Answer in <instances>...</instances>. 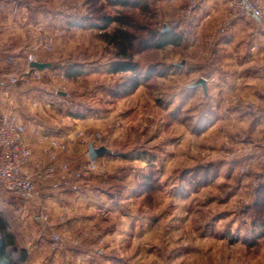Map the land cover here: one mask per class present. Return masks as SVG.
<instances>
[{
  "label": "rangeland",
  "instance_id": "1",
  "mask_svg": "<svg viewBox=\"0 0 264 264\" xmlns=\"http://www.w3.org/2000/svg\"><path fill=\"white\" fill-rule=\"evenodd\" d=\"M117 1L26 0L35 8L22 10L27 23L35 16V24L47 23L57 34L54 47L42 53L53 55L49 98L70 121V138H65L70 149L84 153L82 159L89 157L90 145L77 138L82 131L99 134L98 147L110 150L97 159L99 170L84 176L106 180L97 187L106 202L96 209V224L74 235L72 244L83 253L90 247L102 251L97 261L120 264H264V43L259 45L253 34L246 38L242 56L231 58L222 51L217 57L214 43L207 40L211 37L199 45L197 35L176 32L193 8L190 0H178L180 6L170 0ZM177 7L187 9L183 13ZM82 15L126 22L136 38V73L109 72L121 59L105 35L119 24L106 30L69 25ZM165 25L182 42L146 48L149 35ZM30 30L15 42L18 49L31 46ZM72 67L82 75L68 77ZM11 74L22 73L4 76L10 97L22 82L36 88L44 79L25 81L23 76L9 88ZM134 75L141 82L136 88L130 84ZM200 78L208 80L206 93L202 87L191 88ZM12 105L3 114L21 118ZM76 161L83 162L78 157L72 167ZM24 205L17 195L0 189V215L15 238L31 239L30 228L40 224L47 243L65 247L69 233L58 228L65 220H51L62 238L55 241L30 205L26 210Z\"/></svg>",
  "mask_w": 264,
  "mask_h": 264
},
{
  "label": "crops",
  "instance_id": "2",
  "mask_svg": "<svg viewBox=\"0 0 264 264\" xmlns=\"http://www.w3.org/2000/svg\"><path fill=\"white\" fill-rule=\"evenodd\" d=\"M170 1L176 3L178 0ZM25 2L26 0H0V116L13 104L15 111L21 114L28 134L34 142L33 159L35 160L45 158L39 145L41 136L47 134L69 139L70 134L67 130V123L70 121L65 119L67 116L57 107V103L49 98L51 97V83L54 81L52 75L54 67L51 63L53 55L51 52L41 53L39 57L42 63L52 64V69L42 71L44 82H42L43 80L37 82L36 85L38 84V86L35 88L34 85L27 83L30 81L25 78L24 80L27 81L22 82L18 88L14 89L11 97L6 90L4 76L12 72L23 73L27 68L25 56L28 49H18L15 42L21 40L22 37L24 38L26 28L27 30L28 27L31 29L37 22L35 16L33 17L34 22L32 21L31 24L23 19L22 10L25 7L29 8L30 11L32 10V12L35 8L33 5L27 6ZM16 3H19L21 7L18 14L14 13ZM190 3L193 8H189V13L192 12V14L189 16L190 14L187 13L188 17L184 16L186 14L183 15L184 20H187V22L183 21L182 24H177L176 32L180 30L189 37L194 36V34L197 35L199 45L205 43V36L211 37L207 40H212L211 42L214 43L215 56L221 57L220 52L222 51L227 53L224 54L225 56L231 58L242 56L245 52L246 38L252 37L253 34V38L259 45L264 43V21L254 19L256 23H249L247 21L248 17L241 15L227 23L228 6L224 0H190ZM177 6H180L178 2ZM179 9L184 13L187 8L180 7ZM179 9H177L178 12H180ZM31 15L33 16L32 13ZM23 22H26V25ZM53 22L58 24L60 20L57 17ZM52 23L50 21V27ZM46 95L49 99L45 97ZM30 99L34 102L35 107L31 106L33 104L30 103ZM36 108H40V113L36 112ZM261 121H264V119ZM260 126L256 128L258 129ZM78 151L79 154H77ZM83 155L84 153L72 146L68 153L60 156L63 159L73 161L79 157L83 162L76 161L73 166L75 169H79L85 167L88 162V157L82 159ZM104 183H106V180L100 179V177L89 176L86 180L76 183L65 191H54L50 190L49 187L44 189V202L50 221L58 223L59 218L65 220L61 224V228L59 225L58 228L60 231L63 230L67 234L69 233V235L66 234L68 243L65 244V247L57 246L51 242L47 243L44 239L47 238V235L43 236L40 232L42 225H33L30 228L33 235L31 239H29L30 236H27L26 240L25 238L24 240L17 238L19 246L25 249L29 256L26 264H120L119 261H97L101 260L99 258H101L102 251L97 250L95 252L92 250L93 247H90L83 253L82 247L76 245L75 247L71 241L75 239L77 234H81L85 228L96 224L99 217L96 209L101 202H106L104 196L98 193L97 187Z\"/></svg>",
  "mask_w": 264,
  "mask_h": 264
},
{
  "label": "built area",
  "instance_id": "3",
  "mask_svg": "<svg viewBox=\"0 0 264 264\" xmlns=\"http://www.w3.org/2000/svg\"><path fill=\"white\" fill-rule=\"evenodd\" d=\"M61 1V0H58ZM228 6L227 23L241 15L253 19H264V0H226ZM20 4L14 6V13L20 11ZM47 23H37L31 27V46L25 60L27 68L22 74H11L8 87L17 85L23 76L32 80H40L42 71L31 68V63L39 62L42 52L50 51L57 34L51 33ZM21 75V76H20ZM66 79L65 75H61ZM77 138L86 145L98 147L102 137L99 134L77 133ZM39 145L45 158L33 159L34 142L29 136L26 125L15 114L0 116V189L13 193L34 210L36 217L42 219L53 233L55 241H62L61 236L54 232L44 200V189L49 187L54 191H65L84 179L85 174L99 170L97 159L88 157L84 169L74 170L72 160L61 158V154L69 152V144L64 137L43 135ZM264 146V145H263ZM87 155V154H86ZM264 162V154L261 156ZM250 165H247V169Z\"/></svg>",
  "mask_w": 264,
  "mask_h": 264
},
{
  "label": "trees",
  "instance_id": "4",
  "mask_svg": "<svg viewBox=\"0 0 264 264\" xmlns=\"http://www.w3.org/2000/svg\"><path fill=\"white\" fill-rule=\"evenodd\" d=\"M119 4H127L124 0H118ZM140 3L136 6L139 7ZM69 25L74 27H88V28H101L107 29L113 23L119 24L112 33H107L105 38L110 44L116 46L119 53L117 57L120 61L112 63L110 73H121V72H137V63L134 61V54L132 52L134 43L136 41L132 31L125 27L126 22L120 17H93L92 15H82L79 19L74 21H68ZM182 42V37L172 34V31H161L152 32L151 35L146 39V48L160 49L168 45L178 46ZM76 70V69H75ZM74 67L66 71L67 76L70 78L78 77L82 75V71H75ZM130 83L132 88H136L140 85V79L137 75H134ZM15 255L19 257L16 258ZM27 260V251L19 247L18 241L14 234L9 230L7 221L0 215V264H19Z\"/></svg>",
  "mask_w": 264,
  "mask_h": 264
},
{
  "label": "water",
  "instance_id": "5",
  "mask_svg": "<svg viewBox=\"0 0 264 264\" xmlns=\"http://www.w3.org/2000/svg\"><path fill=\"white\" fill-rule=\"evenodd\" d=\"M163 31H169V28L167 27V25L164 26V30ZM180 65L184 66V63H181ZM31 68L37 69L39 71H45L47 69H52V64H50V63H41V62H33V63H31ZM207 83H208L207 79L200 78L196 83L191 85V88L194 89V88L202 87L204 92L206 93L207 92V88H208ZM109 152H110V150L107 147H105V146L95 147L93 145H90L89 149H88L89 158L92 159V160H96L99 157H102V156H104L106 154H109ZM41 223H43V222L41 221Z\"/></svg>",
  "mask_w": 264,
  "mask_h": 264
}]
</instances>
